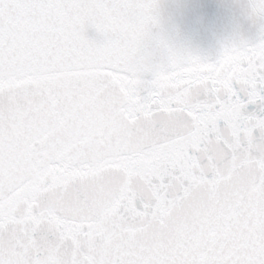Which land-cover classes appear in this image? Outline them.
Segmentation results:
<instances>
[{
    "label": "snow or ice",
    "instance_id": "6c2138e0",
    "mask_svg": "<svg viewBox=\"0 0 264 264\" xmlns=\"http://www.w3.org/2000/svg\"><path fill=\"white\" fill-rule=\"evenodd\" d=\"M158 0H0V264H264V0L212 56Z\"/></svg>",
    "mask_w": 264,
    "mask_h": 264
},
{
    "label": "water",
    "instance_id": "95a60500",
    "mask_svg": "<svg viewBox=\"0 0 264 264\" xmlns=\"http://www.w3.org/2000/svg\"><path fill=\"white\" fill-rule=\"evenodd\" d=\"M250 0H158L160 26L175 43L212 56L221 44L251 38L257 25L249 17Z\"/></svg>",
    "mask_w": 264,
    "mask_h": 264
}]
</instances>
